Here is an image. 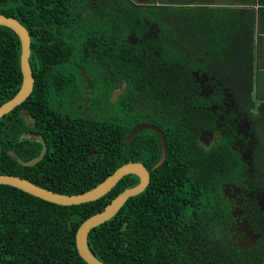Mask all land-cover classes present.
Instances as JSON below:
<instances>
[{"label": "trees", "instance_id": "obj_1", "mask_svg": "<svg viewBox=\"0 0 264 264\" xmlns=\"http://www.w3.org/2000/svg\"><path fill=\"white\" fill-rule=\"evenodd\" d=\"M55 1L47 0L46 12L24 22L32 38L30 64L35 86L26 102L0 120V175L18 176L60 194L77 195L92 190L122 165L142 162L151 174L147 189L89 235L90 249L100 261L264 264V252L259 254L258 249L235 256V250L220 244L226 223L221 222L217 208L218 190L231 173L238 175L241 164L227 143L203 148L197 134L200 127L191 124L196 118L193 107L190 112L184 107L186 98L181 99L195 88L189 70L180 69L185 51L225 54L233 43L235 59L228 67L235 68V88L246 94V103L254 110L258 104L253 100L254 64L246 59L253 55L256 17L248 14L242 18L238 9L224 5L252 1L164 0L160 9H153L168 45L160 59L151 60L132 55L122 41L124 35L114 28L108 33L99 24L98 29H91V24L72 15L66 3ZM98 30L107 42L105 48L100 47ZM177 31L180 35L172 44L170 33ZM20 53L18 36L0 27V106L21 88ZM162 66L164 75L159 74ZM83 68L92 83L84 79ZM127 79L131 85L126 95L112 102L114 89ZM161 87L166 88L165 94ZM145 94L158 99L156 103L164 99L162 105H171L170 109L162 105L155 110L139 108ZM191 98L194 105L195 95ZM255 108L264 120V107L258 104ZM23 112L32 117L34 126L29 127ZM148 114L150 123L169 138L167 159L156 170L152 168L161 158V149L154 132H141L127 143L131 130L146 122ZM28 131L39 136L40 143L21 140ZM138 184V177L126 176L105 197L70 207L0 185V264H87L77 251V230L124 190ZM204 188L211 192L207 200L202 198ZM197 191L201 193L195 200L193 192ZM199 201L202 203L196 204Z\"/></svg>", "mask_w": 264, "mask_h": 264}, {"label": "flooded vegetation", "instance_id": "obj_2", "mask_svg": "<svg viewBox=\"0 0 264 264\" xmlns=\"http://www.w3.org/2000/svg\"><path fill=\"white\" fill-rule=\"evenodd\" d=\"M55 2L57 4L66 3L68 9L73 10L72 15H76L77 20L82 21L83 24H91V29H98L99 24L104 33L114 28L119 34H123L122 41L132 49L131 54L134 56L141 54L142 58H147V60L160 59L161 53L168 45L162 35L161 25L155 20L156 11L153 9L155 7L160 9L165 4L164 0H56ZM47 7V0H0V13L6 12L11 15L7 17L18 20L27 30L24 22L33 15L43 14ZM106 27L109 31L105 30ZM98 32L101 39L100 47L105 48L107 42L103 33L100 30ZM178 35H180L178 31L177 34L170 33L172 44L177 42ZM229 51V55H220L213 50L185 51V58L180 69L189 70L196 90L195 88L190 92L187 90L181 99L186 98L187 104L184 107L189 108L190 112L193 107L194 114L192 115L196 118L191 121V124L192 127L199 125L198 140L203 148L211 149L218 144L227 143L234 153H237L241 164L242 170H239L238 175L231 173L228 180L220 184L218 190L220 201H218L217 208L221 213V222L226 223L225 229L220 234V244H225L227 248L235 250V256L248 249H258V253L261 254L264 252V120L247 105L246 94L235 88V79H233L235 68L228 67L229 64L234 63L235 46L232 45ZM168 57L173 59L174 64L176 63L174 57ZM82 70L86 71L83 68L81 73ZM164 70L163 66L160 67L159 74L164 75ZM86 76H88L87 71ZM139 83L145 84L143 80ZM130 85L131 82L128 79L124 80L121 86L114 89L110 100L115 102L122 95H126ZM135 87L140 90L137 84ZM89 91L94 93V88L90 86ZM164 91L166 88L161 87V93ZM192 94L195 95L194 105ZM87 100L90 102V98ZM157 100L146 95L141 98L137 106L155 110L164 101L162 99L161 102L156 103ZM162 106H166L167 109L171 107L167 104ZM23 116L27 119L29 127L34 126L32 117L28 113L23 112ZM144 118L146 122L143 123L153 124L150 123L151 115L148 114ZM186 118L183 117V122L187 121ZM164 134L167 136L165 132ZM20 139L40 143L39 136L29 131L24 136H20ZM166 139L168 146L169 138L166 137ZM160 149L162 155L161 141ZM232 157L235 160V154H232ZM201 191L204 200L211 196V192L206 188ZM201 191L193 192L195 200ZM185 198H187L186 195ZM201 203L199 201L196 204Z\"/></svg>", "mask_w": 264, "mask_h": 264}, {"label": "water", "instance_id": "obj_3", "mask_svg": "<svg viewBox=\"0 0 264 264\" xmlns=\"http://www.w3.org/2000/svg\"><path fill=\"white\" fill-rule=\"evenodd\" d=\"M0 26L12 30L20 40V66L23 77L19 92L11 100L0 106V119H2L29 98L34 90L35 79L30 65L31 37L28 30L18 20L5 15H0ZM82 75L89 83L91 82V78L86 76L85 70H82ZM143 131L154 132L156 137L161 141V159L154 166V168H152V170H156L161 167L167 159V139L164 132L159 127L149 123H141L136 125L131 130L127 137V143L133 141L135 136ZM11 154L15 159H18V156L15 153L12 152ZM131 175L138 177L139 184L124 190L114 200H112V202L108 204L103 211L93 215L83 222L76 233V247L80 257L87 264H105L92 253L88 242L89 235L93 229L113 219L130 198L142 194L147 189L151 181V174L149 169L142 162H129L122 165L98 186L90 191L77 195L60 194L41 187L28 179L14 175H0V185L19 189L29 195L52 204L70 207L95 202L105 197L126 176Z\"/></svg>", "mask_w": 264, "mask_h": 264}, {"label": "crops", "instance_id": "obj_4", "mask_svg": "<svg viewBox=\"0 0 264 264\" xmlns=\"http://www.w3.org/2000/svg\"><path fill=\"white\" fill-rule=\"evenodd\" d=\"M248 1H252V2H250V4L241 3L235 5V2L233 1L232 4H224V5L225 7H232L234 9L235 8L238 9L239 13L242 14L241 15L242 18H244L245 15L248 16V14L256 17V26H255L256 30L253 35V42H254V49L252 51L253 55H249L252 58L247 57L246 62L248 64L250 63L254 64L253 65L254 67L253 96H255V100L264 102V91H262L258 85H256L255 88L256 81L258 80L264 81V0H248ZM227 43L228 42L223 44L222 47H224ZM232 45L234 44L232 43ZM222 47L221 49H223ZM217 53L220 54V51H217ZM229 53L230 51L227 50L225 54H220V55H229Z\"/></svg>", "mask_w": 264, "mask_h": 264}, {"label": "rangeland", "instance_id": "obj_5", "mask_svg": "<svg viewBox=\"0 0 264 264\" xmlns=\"http://www.w3.org/2000/svg\"><path fill=\"white\" fill-rule=\"evenodd\" d=\"M105 30L109 31L107 27L105 28ZM255 81H256V80H255ZM256 85H258V86L260 87V89H261L262 91H264V81H259V80H258V81L255 82V88H256ZM255 93H256V91H255ZM253 100L256 101L259 105H261V106L264 107V105L260 104L262 101H257V100H255V96H253ZM258 104H256L255 107H257ZM254 105H255V104H254ZM250 106H251V105H250ZM255 107H254V111H255L257 114H259L260 112H258V111H257V108H255Z\"/></svg>", "mask_w": 264, "mask_h": 264}, {"label": "clouds", "instance_id": "obj_6", "mask_svg": "<svg viewBox=\"0 0 264 264\" xmlns=\"http://www.w3.org/2000/svg\"><path fill=\"white\" fill-rule=\"evenodd\" d=\"M93 155H95V154H93ZM150 171V170H149ZM132 176V175H131Z\"/></svg>", "mask_w": 264, "mask_h": 264}]
</instances>
